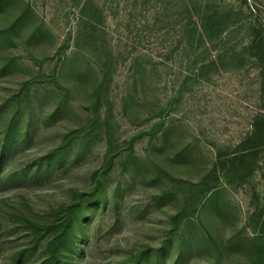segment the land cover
<instances>
[{"label":"rangeland","instance_id":"374dc122","mask_svg":"<svg viewBox=\"0 0 264 264\" xmlns=\"http://www.w3.org/2000/svg\"><path fill=\"white\" fill-rule=\"evenodd\" d=\"M263 92L264 0H0V264L97 183L76 264H264Z\"/></svg>","mask_w":264,"mask_h":264},{"label":"trees","instance_id":"16d2710c","mask_svg":"<svg viewBox=\"0 0 264 264\" xmlns=\"http://www.w3.org/2000/svg\"><path fill=\"white\" fill-rule=\"evenodd\" d=\"M200 14L199 21L196 22L195 28L198 36L218 37L223 34L225 27V20L218 12L203 9L201 6L198 8ZM262 100L264 104V92L262 93ZM264 117V116H263ZM68 135H64L61 146L53 149L52 152L61 154L63 151V145H66V139ZM249 148V147H247ZM243 150L242 157L239 160L245 161L250 153ZM229 167H233L236 164L237 158L234 155L229 156L227 159ZM228 168V167H227ZM211 187L215 186H209ZM102 199L105 201L103 194L102 184L97 183L92 191L86 194H81L80 197L73 201L71 204H67L65 208L59 210V218L48 226H45L44 232L50 233L45 244V255L36 264H76L74 262L76 246L78 241L83 236L82 230L84 226V220L90 215V211L95 207L98 201ZM94 211V209H93ZM26 250H20L11 258L9 264H23ZM159 256V254H158ZM161 259H157V263L160 264ZM142 264H147L146 261Z\"/></svg>","mask_w":264,"mask_h":264}]
</instances>
